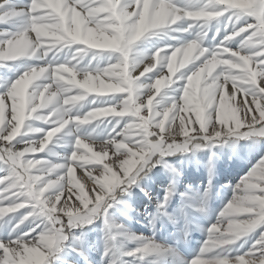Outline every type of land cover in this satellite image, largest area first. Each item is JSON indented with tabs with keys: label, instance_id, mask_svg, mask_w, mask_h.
<instances>
[{
	"label": "snow or ice",
	"instance_id": "snow-or-ice-1",
	"mask_svg": "<svg viewBox=\"0 0 264 264\" xmlns=\"http://www.w3.org/2000/svg\"><path fill=\"white\" fill-rule=\"evenodd\" d=\"M7 2L0 0V9H5ZM208 4L216 7L182 10L171 0H29L26 9L0 12V23L21 15L28 17V26L24 30L15 34L0 32V36H7L0 40V66L38 55L41 59L54 57L73 44L83 46L67 62L48 63L24 71L4 93H0V164L8 168L4 179L0 180V184L4 185L0 189V204L8 202V207H0V219L6 213H16L19 209L29 207L33 211L25 214L15 227L18 228L33 216L42 218V223L47 222L43 228L41 224H36L20 237L7 243L0 242V251L3 253L0 255V264H47L51 253L66 238L65 230L80 223H91L94 217L104 215L107 208L111 207L108 201L114 199L113 191L117 187L131 186L135 182V175L149 157L158 152L165 154V148L171 150L177 147L176 135L182 138L183 145L197 139L211 141L230 137L241 129H247L245 136H264V0H208ZM225 13H232L229 22H232L233 17L236 20L249 17L253 22L245 23L226 35L210 56L200 46L202 37L197 34L196 38L181 46L157 50L151 57L152 62L146 64L138 75H134L137 72H131L129 56L136 42L183 20L191 22L187 28L181 29L183 32L202 28ZM100 14H104L103 18ZM31 33L35 34V40L30 38ZM245 33L247 35H242ZM92 36L101 37L94 41L100 46L92 47L82 42ZM239 36H243L241 50L255 51L244 54L241 50L231 51L224 46ZM42 38H47L50 43L45 44ZM87 50L115 52L119 54V59L97 72H84L83 78L77 79L81 74L72 61L78 62V57ZM162 52H167L163 60ZM178 57L181 58L178 60ZM157 63L162 70L166 67L168 75H163L162 71L155 76L154 82L145 86L150 94L141 103L138 99L141 87L138 82L146 73L152 72ZM188 64L193 65L190 74L175 75L181 73L179 70ZM64 68L69 69L70 73L63 71ZM174 75L175 79H172ZM105 77H108L107 82ZM179 79L185 81L179 98L161 112H154L156 103L153 101L161 92V86L169 88ZM42 80H48L49 83L38 86L37 81ZM85 82H88L87 86H81ZM73 88L81 91L71 94ZM110 93H124L126 96ZM89 94L92 97L119 99L94 107L82 116H70V110ZM238 96L241 98L240 108L229 107V100L236 102ZM9 101L10 119H7ZM145 109L147 114L142 115ZM241 109L242 117L238 116ZM41 110H47V115H38ZM189 112H194V124L198 128L189 130L186 127L185 117L181 114ZM124 117H129L132 122L126 120L121 125V118ZM177 118L180 121L179 131L174 135L173 127ZM30 119L42 120L52 127L38 143L22 141L23 146L15 148L13 141L23 134L25 122ZM103 121L114 123L108 138L100 144L99 151H93L88 143L83 142L87 140L94 145L90 138L77 136L66 164L48 166L44 161L25 159L27 154L43 152L54 137L70 126L80 128ZM133 128L138 129V139L135 141L127 135L128 130ZM190 131L194 134H190ZM117 136H123L124 139L117 141ZM109 146L116 150L113 155L119 159V169L123 175L120 176L109 165H104L98 177H92L91 172L85 169V174L98 186V190L95 187L92 189L95 199L91 200L85 195L83 186L75 180L74 172L77 167L84 168L85 164L102 163L109 156ZM126 147V153L119 152ZM81 148L91 155L79 154L77 150ZM58 169L62 170L60 175L54 179L47 178ZM241 185L244 194L238 196L236 190L241 189ZM73 188L78 189V194L73 192ZM51 190L54 191L48 196ZM73 196L80 201L82 208H73L67 203L58 207L62 198L71 199ZM58 213L67 217L66 223ZM241 214L243 219L239 218ZM222 217L228 218L227 228L221 235L214 236L219 231L218 225L223 223ZM237 224L241 227L237 228ZM258 226L264 227V159L252 167L235 186L232 199L219 213L216 223L208 229L209 241H214L213 246L220 249L233 244ZM209 241L204 243L201 254L209 251ZM41 245H44L43 249ZM158 252L156 245L145 243L126 255L143 259ZM191 264H230V261L217 256L210 260L196 258ZM231 264H264V232H261L247 253L236 257Z\"/></svg>",
	"mask_w": 264,
	"mask_h": 264
},
{
	"label": "rangeland",
	"instance_id": "rangeland-1",
	"mask_svg": "<svg viewBox=\"0 0 264 264\" xmlns=\"http://www.w3.org/2000/svg\"><path fill=\"white\" fill-rule=\"evenodd\" d=\"M171 2L182 10L216 7L215 5H209L208 0H171ZM28 4L29 0H8L6 8L0 9V12L26 9ZM100 15L103 18L104 14ZM230 16H232V13H225L217 20L208 22L202 28H193L189 32L181 31L191 23L183 20L169 28L160 29L149 34L136 42L130 51L129 68L131 72L134 74L136 69L151 63V57L157 50L181 46L196 38L197 34L202 37L200 46L206 49V55L210 56L216 51L217 46L220 45L226 35L245 23L253 22L249 17H241L239 20L233 17L232 22H229ZM27 26L28 17L21 15L8 22L0 23V32L15 34L24 30ZM242 35H247V33ZM6 38L7 36H0V40ZM30 38L35 40V34L31 33ZM242 39L243 36L236 37L224 46L231 51L241 50ZM42 41L45 44L50 43L47 38H42ZM81 47L83 46L73 44L64 48L54 57L41 59L38 55L35 58H23L15 62H9L5 66H0V93H4L10 84L24 71L48 63L67 62L71 60L73 53ZM241 51L244 54H250L255 49H243ZM166 55L167 52L161 53L162 60ZM180 58L178 57V60ZM118 59L119 54L115 52L87 50L82 56L78 57V62L72 61V63L81 74L77 76V79H82L84 72H97L108 66L110 62H115ZM192 69L193 65L188 64L186 68L179 70L182 71L181 73L177 72L175 75L190 74ZM162 71L163 75H168L166 67L162 70L160 64L157 63V67L152 72L146 73L145 77H142V80L138 82V86H141L138 93V99L141 103H143V100L146 101L147 95L150 94L145 86L154 82L155 76L161 74ZM64 75L67 78V74ZM175 75L172 79H175ZM104 79L106 82L108 81V77ZM37 83L39 86V84L49 83V81L42 80L37 81ZM184 83L183 79H179L177 83H173L169 88L162 85L161 92L156 95L153 101V103H156L153 111L159 113L178 99L181 95L180 89ZM230 88L231 85L229 84V91ZM80 91V89L73 88L71 94H78ZM109 95L126 96L124 93H110ZM118 99V97H92V94H89L84 101L79 102V105L70 110L69 115L73 117L82 116L94 107L113 103ZM240 100L239 96L236 102L229 100V107L240 108ZM10 108L11 102L9 101L8 109L10 110ZM41 111L38 115H47V110ZM146 114L147 110L145 109L142 115ZM181 115H184L186 127L189 130L193 127H199L194 124V112L182 113ZM238 116H243L242 109L238 112ZM101 119L109 118L102 117ZM121 119V125L126 120L132 122L129 117ZM112 123L114 121H103L98 124L84 125L80 128L70 126L61 134H58L57 137H54L43 152L27 154L28 156L25 159L40 160L47 164L50 161L54 163L62 162L60 160L62 155L68 154L70 156L73 151V141L77 136L90 138L95 143L94 145L87 140L83 142L88 143L93 151H99L100 144L108 138ZM179 123V118H177L173 127L174 135L179 131ZM50 127H52L50 123H45L39 119L26 121L23 134L16 137L13 146L20 148L23 146L22 141L38 143ZM70 128L74 130L73 135L75 136L71 134ZM246 130L241 129L237 134L230 137L226 136L211 141L197 139L203 142V146L191 144L192 141H189L187 145H183L182 138L176 135L177 147L171 150L165 148V154L161 155L158 152L149 157L135 175V182L131 186L117 187L113 191L114 199L108 201L111 207L107 208L104 215L94 217L91 223H80L66 229L64 233L66 238L51 253L47 264H65L67 257L72 255L71 253H74V260H77L76 264H191V261L196 258L210 260L217 256L229 259L231 264L236 257L247 253L259 238L261 232H264V227L258 226L233 244L220 249L213 246L214 241H209L208 229L216 223L219 213L232 199L235 186L252 167L261 159H264V136H245L244 132ZM137 132L138 129H129L127 135L135 141L138 139ZM190 134L194 133L190 131ZM116 139L120 141L124 137L117 136ZM77 151L79 154L91 155L83 148ZM115 151L114 148L109 146V156L102 163L85 164L84 168H78L84 172L87 169L91 172L92 177H98L103 172L104 165H109L122 176L123 173L119 169V159L113 155ZM119 152L126 153L127 147L120 149ZM7 172V166L0 164V180L4 179ZM39 174L43 175L44 173L40 172ZM55 177L51 175L47 178L54 179ZM77 181L80 185L91 188V191L84 190V193L89 199L94 200L95 196L92 189L95 187L98 190V186L95 185L93 179L88 175H84L78 177ZM6 183L7 181H5ZM3 187L4 185L0 184V189ZM74 190L78 191L76 188ZM243 194V185H241V189L236 190V195L241 196ZM7 203V201H4L0 204V207H8ZM65 203L73 208H82L80 201L76 199H63L58 207H63ZM31 211H33L31 208L26 207L17 210L16 213H6L5 217L0 219V242L7 243L9 240L16 239L22 233L35 227L36 224H41L43 228L47 222L43 221L42 223V218L35 216L25 220L18 228L15 227L18 221ZM58 215L63 217L62 213H58ZM239 218L243 219V214ZM63 219L66 223L67 217H63ZM220 219L223 223L218 225L219 231L214 233V236L221 235L227 228L228 218L222 217ZM39 230L37 229V231ZM206 241H209V251L201 254L200 250ZM145 243L156 245L159 252L143 259L139 256L126 255V253L143 246ZM41 248H44V245H41ZM0 255H3L2 251H0Z\"/></svg>",
	"mask_w": 264,
	"mask_h": 264
},
{
	"label": "bare ground",
	"instance_id": "bare-ground-1",
	"mask_svg": "<svg viewBox=\"0 0 264 264\" xmlns=\"http://www.w3.org/2000/svg\"><path fill=\"white\" fill-rule=\"evenodd\" d=\"M143 70V67H140V68H138V69H136V75H138V73H139V71H142ZM135 71V70H134ZM52 89H50V91H51ZM46 96H47V94H46ZM8 106H9V102L7 103V107H6V118L7 119H10V110L8 109ZM70 132H71V134L73 135L74 134V130L72 129V128H70ZM73 136H75V135H73ZM22 147V146H21ZM38 153V152H37ZM68 157H69V155L68 154H64V155H62V157H61V161L62 162H58V163H54V162H52V161H50V163L49 164H47V163H45L46 165H48V166H52V165H63V164H66L67 162H68ZM57 158V157H56ZM61 171L62 170H60V169H58L56 172H54V173H52L51 175L52 176H58V175H60L61 174ZM87 176L86 174H85V172L84 171H82V170H80L78 167L76 168V170H75V172H74V177H75V180L77 181L78 180V177H81V176ZM78 182V181H77ZM94 184V183H93ZM83 188H84V190H87V191H91V188H87V187H85V186H83ZM53 191L54 190H51L49 193H48V196H51L52 195V193H53ZM66 191H67V189H66ZM73 192H75V193H77L78 194V191L77 190H74V188H73ZM87 193V192H86ZM63 199H67L66 197L65 198H62V200ZM71 199H75V196H73ZM73 245H74V242H73ZM97 248V247H96ZM43 249V248H42ZM72 255H68L69 257H67L68 259H67V261H66V263L65 264H76V261L74 260V253H71ZM78 262H79V260H78Z\"/></svg>",
	"mask_w": 264,
	"mask_h": 264
},
{
	"label": "clouds",
	"instance_id": "clouds-1",
	"mask_svg": "<svg viewBox=\"0 0 264 264\" xmlns=\"http://www.w3.org/2000/svg\"><path fill=\"white\" fill-rule=\"evenodd\" d=\"M101 39V37H95V36H92L90 37L87 41H82V42H85V43H88L89 46H92V47H97V46H100L99 44L95 43L94 41H97ZM63 71L65 72H69L70 73V70L67 69V68H64ZM71 82V81H69ZM88 82H85V85H81V86H87ZM241 227L240 224H237V228Z\"/></svg>",
	"mask_w": 264,
	"mask_h": 264
},
{
	"label": "trees",
	"instance_id": "trees-1",
	"mask_svg": "<svg viewBox=\"0 0 264 264\" xmlns=\"http://www.w3.org/2000/svg\"><path fill=\"white\" fill-rule=\"evenodd\" d=\"M194 142V143H193ZM203 142H200V141H198V140H196V141H192L191 142V144H197V145H200V146H203V144H202Z\"/></svg>",
	"mask_w": 264,
	"mask_h": 264
}]
</instances>
